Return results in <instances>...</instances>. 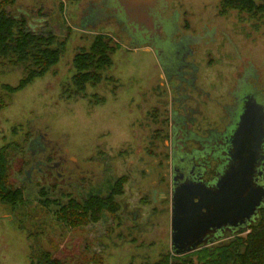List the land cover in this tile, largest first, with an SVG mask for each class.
I'll list each match as a JSON object with an SVG mask.
<instances>
[{
  "label": "rangeland",
  "instance_id": "1",
  "mask_svg": "<svg viewBox=\"0 0 264 264\" xmlns=\"http://www.w3.org/2000/svg\"><path fill=\"white\" fill-rule=\"evenodd\" d=\"M39 1H47L46 11H55L57 2H62L61 13L66 12L71 18L68 20L75 24L69 25L67 35L64 27L55 32L56 39L64 42L58 64L24 90L7 95L1 86L15 87L22 70L0 67V150L4 149L8 156V183L13 188L22 187L19 179L33 149H27V144L38 132L62 151L71 145L94 155L89 163L81 160L80 170L85 169L91 180L88 189H70L76 199H85L87 193L105 197L117 178L127 176L123 201L128 210H137L139 216L134 223L130 220L123 223L117 217L112 219L103 214L98 223L67 228L34 202L41 187L34 185L23 204L12 208L0 203V264H40L43 253L63 264H94L96 259H101L102 264H153L161 254L171 251L170 200L159 202L157 198L162 191L160 178L165 172L160 167L168 150L164 141L158 143L157 149L150 146L151 129L140 116L150 104L134 100L138 88L146 90L151 84V67L159 58L140 48L134 49L124 40L116 41L120 47L114 56L116 70L112 68L107 75L120 80V97L111 101L108 90H102L101 96L108 100L104 105L89 106L86 98L67 100L62 97L63 88H71L74 56L88 49L93 34L102 30L116 40L115 33L104 23L91 34L79 26V6L83 7L87 0H15L12 13L27 12L29 26L34 31L55 30L54 20L43 29L36 24L41 18L35 16L34 4ZM176 7L183 12L181 24L188 32H198L201 26L228 37H218L217 43L200 58L204 69L202 78L210 91L213 90L215 99L224 100L222 96L233 82L232 77L246 91H252L253 86L264 90V25L261 22L235 11L222 14L221 0H170V9ZM94 12L92 19L97 8ZM61 134L65 136L55 137ZM67 165L71 170L75 168L73 164ZM153 192L155 202L151 198ZM248 233H242L239 238L245 239ZM228 237L219 243H226L231 238ZM193 261L198 263L196 256Z\"/></svg>",
  "mask_w": 264,
  "mask_h": 264
},
{
  "label": "flooded vegetation",
  "instance_id": "2",
  "mask_svg": "<svg viewBox=\"0 0 264 264\" xmlns=\"http://www.w3.org/2000/svg\"><path fill=\"white\" fill-rule=\"evenodd\" d=\"M155 1L156 5L150 10L152 14H149V17L151 19L147 24L144 21H139L138 18L134 19V3L131 17H129L121 0H87L83 7L79 6L81 15L78 17L81 22L79 26L87 29V34L94 33L99 26H102L100 24L104 23L112 28L111 32L115 33L116 40L105 31L101 30L98 34L107 36L116 45H119L116 41L124 40L134 49L140 48L159 58V61H156L157 64L151 67L150 72L153 78V80H149L151 84L149 83L146 90L138 88L135 91L134 102L137 100L140 104L146 101L147 104H150L147 112L140 115L141 118L147 120L148 128L151 129L150 146L157 149L158 143L164 141L168 150V153L163 157L166 159L165 162L161 167L159 166L165 172L160 178L162 191L159 192L157 198L159 202L170 200L171 210L173 186L176 177L179 180L180 175L182 182L186 184L199 183L209 193L215 190V184L226 165V157L222 155L227 149L225 147L227 145H224L225 138L229 136L242 106L241 99L246 95H254L257 102L264 106V90L253 86L252 91H246L241 87L242 84L236 83L232 77L233 82L228 84L222 96L224 100L215 99L213 90L210 91L209 85L202 78L204 69H202L200 58L207 49L217 43L218 37L225 36L226 39L228 37L223 32L217 33L201 29V26L198 32H188L183 23L181 24L183 12L178 7L170 9V0ZM44 3L47 1H39L38 4H34L37 11L35 16L41 18L37 20L36 24L43 29V27L50 26L54 20L53 29L56 31L53 30V33L56 34L55 32L59 28L64 27L67 35L71 29L69 25L75 23L73 20H68L71 18H68L66 12L61 13L62 2H57L55 11H46ZM96 8V16L92 19L91 15L95 13ZM17 12L29 21L27 12ZM98 34H93V37ZM115 55L116 53L112 57L111 67L101 72L102 80L99 85L94 87L88 85L82 96H76L73 93L68 95L65 93L68 88H63L64 95L62 97L67 100L86 98L89 106L99 103L104 105L108 102L101 96L102 90H108L109 96L112 98L111 101L120 97V80L111 79L107 75L108 72H112V68L116 70ZM155 127L158 128L154 129ZM29 132L32 134L31 127ZM64 136L61 134L55 137L59 139ZM29 147H33V149L30 154L27 152L28 165L22 169L19 179L22 186L19 189L22 190L24 200L27 201L26 194L32 186L39 187L41 185L34 202L40 209L44 208L55 222L66 227L58 218L59 211L68 206L71 200L85 201L95 195L87 193L88 196L85 199H76L75 192L70 190L72 187L89 188L88 183L91 179L89 174L84 171L85 169L81 171L80 164L81 160L89 163L94 155L71 145L62 151L60 147L49 139L47 141L38 132H35V137L30 139L27 149ZM97 150L98 148L94 151ZM70 153L72 154L68 158ZM262 155H264V148ZM68 163L75 165V168L71 170ZM259 170L264 172V165ZM121 177H125L127 181L123 185L122 194L115 197V202L118 204L116 216L119 220H123V223L125 220L134 223L139 212L127 209V203L123 201V191L129 178ZM121 177L117 178L115 182ZM36 178L37 180H35ZM48 180L53 183H46ZM178 180L177 183H179ZM154 195L155 192L151 196L153 202L156 201ZM261 210L258 211V214ZM215 234L211 232L210 235ZM225 234L228 236L230 232L227 231Z\"/></svg>",
  "mask_w": 264,
  "mask_h": 264
},
{
  "label": "trees",
  "instance_id": "3",
  "mask_svg": "<svg viewBox=\"0 0 264 264\" xmlns=\"http://www.w3.org/2000/svg\"><path fill=\"white\" fill-rule=\"evenodd\" d=\"M15 0H0V67L12 66L22 70L15 87L1 86L7 95L14 94L41 79L58 64L62 57L64 42H59L53 32H39L30 28L28 21L19 14H13ZM235 11L246 14L255 22L264 25V0H221V13ZM119 49L110 38L98 34L93 37L89 49L78 52L72 61L73 75L71 87L65 93L76 96L85 94L86 87L101 83V72L112 65V57ZM4 149L0 150V203L12 208L24 203V195L19 188L10 187L9 161ZM125 177H121L111 187L107 197L90 196L88 200L73 201L59 211L58 218L68 228H79L89 223H98L103 214L115 219L118 204L115 197L122 194ZM264 209L250 227L240 230L224 244L216 243L184 256H174L171 251L160 255L153 264H264ZM249 231L245 239L239 235ZM192 255V256H191ZM40 264H63L50 254H41ZM102 264L101 259L93 260Z\"/></svg>",
  "mask_w": 264,
  "mask_h": 264
},
{
  "label": "water",
  "instance_id": "4",
  "mask_svg": "<svg viewBox=\"0 0 264 264\" xmlns=\"http://www.w3.org/2000/svg\"><path fill=\"white\" fill-rule=\"evenodd\" d=\"M134 19H151L155 0H121ZM241 108L222 153L226 165L211 193L199 183L175 179L170 210V247L174 256H184L200 247L212 246L250 227L264 209V106L254 95L241 99ZM221 156V155H220ZM177 180L179 183H177ZM262 181V183H260ZM211 232L214 234L210 235ZM228 237V238H229Z\"/></svg>",
  "mask_w": 264,
  "mask_h": 264
}]
</instances>
